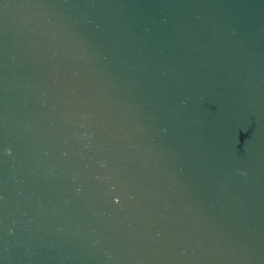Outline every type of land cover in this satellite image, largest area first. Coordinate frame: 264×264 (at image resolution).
I'll use <instances>...</instances> for the list:
<instances>
[{
	"label": "water",
	"instance_id": "1",
	"mask_svg": "<svg viewBox=\"0 0 264 264\" xmlns=\"http://www.w3.org/2000/svg\"><path fill=\"white\" fill-rule=\"evenodd\" d=\"M0 264H264V0H0Z\"/></svg>",
	"mask_w": 264,
	"mask_h": 264
}]
</instances>
